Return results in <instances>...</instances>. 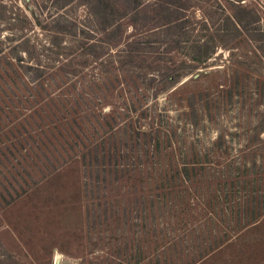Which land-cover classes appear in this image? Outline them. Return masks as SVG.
<instances>
[{
	"label": "trees",
	"instance_id": "1",
	"mask_svg": "<svg viewBox=\"0 0 264 264\" xmlns=\"http://www.w3.org/2000/svg\"><path fill=\"white\" fill-rule=\"evenodd\" d=\"M243 1L226 0L234 8L232 22L229 17L220 22L230 21L237 33L245 25ZM50 2L57 34L72 44L57 47L61 53L54 54L55 67L18 59L17 76L33 85L38 101L47 99L49 114L43 111L39 117L37 147L21 155L39 170L32 174L26 169L16 191L3 189L1 195H19L75 158L91 191L108 195L105 204H112L109 195L123 193L119 189L125 188L124 181L132 186L136 176L144 175L145 183L139 179L140 185L129 188L130 195L137 196L138 213L131 217L123 212L126 233L116 231L122 239L115 248L124 255L111 254L118 264L135 260L132 248L138 242L126 243L131 225L136 227L132 237L149 236L154 244L147 251L137 246L135 263L147 259L149 264H196L264 214V157L255 147L261 139H248L232 156L223 133L206 145L194 135L197 113L206 116L209 111L208 92L158 100L159 93L206 68L223 46V24L207 15V1ZM170 54L181 55V61L166 58ZM3 55L0 42V59ZM135 74L136 79L147 78L150 95L139 97ZM149 96L151 103H145ZM169 106L176 107L174 121ZM5 155L0 149V156ZM197 208L202 213H194ZM113 215L106 216L107 225L111 218L117 222Z\"/></svg>",
	"mask_w": 264,
	"mask_h": 264
},
{
	"label": "rangeland",
	"instance_id": "2",
	"mask_svg": "<svg viewBox=\"0 0 264 264\" xmlns=\"http://www.w3.org/2000/svg\"><path fill=\"white\" fill-rule=\"evenodd\" d=\"M204 1H207V15L215 22L231 18L234 8L226 0ZM242 3L243 31L237 33L231 19L223 25L220 23L224 31L223 46L217 47L207 67L198 69L193 77H183L173 89L159 93L158 100L208 92L209 111L206 116L197 113L199 125L194 135L201 137L206 145L223 133L232 156L245 141L257 136L261 142L256 140L255 147L263 158L264 0ZM195 16L200 18L202 14L196 11ZM55 17L50 0H0V42L4 53L0 59V149L6 154L0 156V191L13 187V193L26 169L32 174L39 170L34 168L33 160L25 161L21 155L37 147L39 117L43 111L49 114L47 99L38 101L37 91L31 90L33 85L16 72L18 59L55 67L54 54L61 53L57 47L68 48L72 44V40L57 34ZM24 51L30 55V61ZM180 57L170 54L166 58L179 62ZM136 76L133 85L139 97L150 95L152 85L147 78L136 79ZM151 100L149 96L145 103ZM175 110L176 107L168 108L171 121L176 116ZM44 117L43 122L49 123V116ZM8 150L13 153L8 154ZM84 173L80 159L75 158L34 185L29 184L19 195L0 194V264H118L112 259L123 255L120 247L115 248L122 239L116 234L117 229L126 233L122 213L131 217L138 213L137 196L130 195L129 188L140 185L138 180L142 182L145 176L134 177L132 186L124 181L125 188L119 189V194L123 193L109 195L112 204H105L104 197L108 195L92 192ZM193 212L202 213V210L197 208ZM111 213L118 223L111 218V224L107 225L105 218ZM135 228L128 227L126 243L138 242L142 251L151 250L154 244L149 236L132 237L131 230ZM137 246L132 248L135 260L131 264H137L138 257L134 255ZM142 264L149 263L144 259ZM196 264H264V214Z\"/></svg>",
	"mask_w": 264,
	"mask_h": 264
}]
</instances>
